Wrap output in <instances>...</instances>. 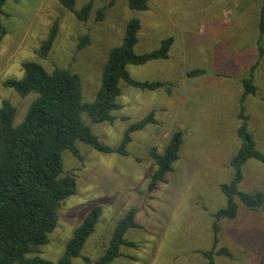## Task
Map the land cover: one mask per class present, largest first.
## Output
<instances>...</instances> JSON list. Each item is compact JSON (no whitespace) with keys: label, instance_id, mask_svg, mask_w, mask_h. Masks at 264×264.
I'll list each match as a JSON object with an SVG mask.
<instances>
[{"label":"rangeland","instance_id":"374dc122","mask_svg":"<svg viewBox=\"0 0 264 264\" xmlns=\"http://www.w3.org/2000/svg\"><path fill=\"white\" fill-rule=\"evenodd\" d=\"M90 0H76L77 9ZM89 19L81 22L58 0H7L0 37V105L8 100L17 110L18 125L34 95L20 98L2 86L8 79L22 77L24 62H37L77 74L84 103L94 101L102 69L109 52L119 46L128 21H140L136 54L156 50L162 40L173 38L166 60L128 66L130 77L140 82L169 85L156 91H140L119 83V106L112 123H92L85 113L81 119L98 141L117 148L129 126L153 114L149 124L130 134L127 156L104 154L78 144L79 161L69 152L62 154V167L76 180V193L67 198L58 213V222L48 244L39 247V256L54 264L63 256L67 242L90 210L101 208L94 233L86 241L81 258L72 264H87L102 251L110 233L130 209L137 211L138 227L125 233L132 245L121 248L113 264H207L201 252L213 249L212 215L225 205L220 185L232 178L230 162L240 146L241 80L259 58L255 71L257 92L244 102L247 131L256 149L264 154V32L258 29L264 0H149L143 12L130 11L126 0H115L104 12H96L110 0H91ZM56 22V39L46 57L40 48ZM88 36V44L79 46ZM206 74L189 78L187 72ZM35 97V96H34ZM175 132L183 143L179 158L172 164L166 183L157 191L147 190L154 164L148 157L152 147L164 149ZM239 189L264 194V166L248 160L242 167ZM235 219H221L215 250L224 247L232 257H214L215 264H264V210L249 212L240 202Z\"/></svg>","mask_w":264,"mask_h":264},{"label":"trees","instance_id":"16d2710c","mask_svg":"<svg viewBox=\"0 0 264 264\" xmlns=\"http://www.w3.org/2000/svg\"><path fill=\"white\" fill-rule=\"evenodd\" d=\"M7 0H0V37L5 35L1 23L4 15L3 7ZM18 1V0H13ZM60 5L72 13L77 20L86 22L89 19L93 3L88 1L77 9L76 0H58ZM115 0L96 12V20L102 21L106 9L112 7ZM149 0H126L130 11L143 12L148 9ZM258 29L264 32V1L260 7ZM140 21L132 18L128 21L122 43L113 48L102 69L100 84L94 101L84 103L82 99V84L77 74L58 67L50 71L37 62L29 61L22 64V77L8 79L2 86L12 89L20 98L34 95L26 112L18 125H14L16 108L3 100L0 105V264H54L39 256V247L48 244L49 235L58 222V213L62 203L76 193V180L69 172L63 171L62 154L69 152L79 161L83 156L78 144L104 154L127 156L126 146L130 143V134L146 125L155 124L153 114L128 127L117 148L101 144L89 126L83 123L82 113H85L92 123H112V112L119 106L116 102L120 94L119 83L140 91H156L165 88L170 94V86L161 82H140L132 79L127 71L128 66H140L151 61L166 60L173 44V38L161 41L160 46L149 53L136 54L137 34ZM58 25L50 27L47 38L42 42L40 56L46 57L56 39ZM88 44V36L82 38L79 46ZM259 57L264 56L260 47ZM259 58L251 66L248 76L241 80L242 94L239 100L238 119L240 125L237 136L240 146L232 157L230 166L232 178L229 183L220 185L225 205L212 215L211 231L213 234V249L201 252L207 264H215L214 257H232L227 248L215 247L218 243L221 219L233 220L238 213V204L249 212L264 210V194L260 191L245 193L239 189L243 180L242 167L248 160H256L264 166V154L256 147L251 134L247 131V117L244 114V102L257 92L255 71ZM206 74L204 70L187 72L189 78ZM183 143L181 132H175L162 151L152 147L148 157L154 164L147 190L157 191L161 184L166 183V177L172 170V164L179 158ZM137 211L130 209L116 222L106 245L92 262L84 258L87 264H113L121 257V248L132 244L125 240L129 229L138 227L135 222ZM101 208L94 207L84 218L82 224L74 230L72 238L67 242L63 256L56 264H72L73 260L81 258V251L86 241L94 233Z\"/></svg>","mask_w":264,"mask_h":264}]
</instances>
